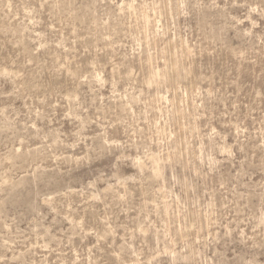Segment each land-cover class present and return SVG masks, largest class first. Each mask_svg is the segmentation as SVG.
<instances>
[{"label": "rangeland", "instance_id": "374dc122", "mask_svg": "<svg viewBox=\"0 0 264 264\" xmlns=\"http://www.w3.org/2000/svg\"><path fill=\"white\" fill-rule=\"evenodd\" d=\"M0 264H264V0H0Z\"/></svg>", "mask_w": 264, "mask_h": 264}]
</instances>
